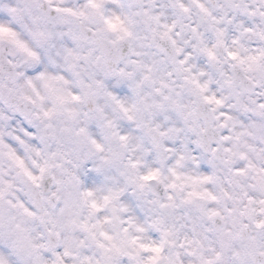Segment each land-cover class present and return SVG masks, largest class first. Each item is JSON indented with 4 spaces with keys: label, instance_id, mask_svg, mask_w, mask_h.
Here are the masks:
<instances>
[{
    "label": "clouds",
    "instance_id": "1",
    "mask_svg": "<svg viewBox=\"0 0 264 264\" xmlns=\"http://www.w3.org/2000/svg\"><path fill=\"white\" fill-rule=\"evenodd\" d=\"M0 264H264V0H0Z\"/></svg>",
    "mask_w": 264,
    "mask_h": 264
}]
</instances>
